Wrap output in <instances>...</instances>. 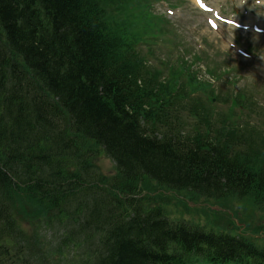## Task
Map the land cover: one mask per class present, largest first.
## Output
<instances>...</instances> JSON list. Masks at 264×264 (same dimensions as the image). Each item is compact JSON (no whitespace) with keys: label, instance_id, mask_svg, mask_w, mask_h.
<instances>
[{"label":"trees","instance_id":"16d2710c","mask_svg":"<svg viewBox=\"0 0 264 264\" xmlns=\"http://www.w3.org/2000/svg\"><path fill=\"white\" fill-rule=\"evenodd\" d=\"M157 1L0 0V264H264L236 225L169 221L154 194L264 211L261 110L154 57L172 31Z\"/></svg>","mask_w":264,"mask_h":264},{"label":"rangeland","instance_id":"374dc122","mask_svg":"<svg viewBox=\"0 0 264 264\" xmlns=\"http://www.w3.org/2000/svg\"><path fill=\"white\" fill-rule=\"evenodd\" d=\"M206 1L217 8L220 14L235 17L243 23L264 25V0H243V3L242 0ZM154 7L158 13H162L171 20L167 27L172 28L170 41L172 37L174 38V44L171 46L167 37H163L156 47L154 57L166 60L170 57L174 59L175 55L179 54L188 57L193 53L197 54L200 61L196 63L194 69L199 77L209 80L214 90L222 94L226 93L225 88L230 93L242 90L252 95L257 103L256 107L261 110L264 117V33L256 34L251 27L241 30L217 21L212 25L209 22L211 13L198 8L194 0H171V5L158 0ZM240 49L245 52V55L239 53ZM156 62L158 61L153 63ZM205 68H212L214 75H205ZM226 106V104L215 103V109L218 111L224 110ZM97 163L102 172L114 173V163L106 155L101 153ZM152 182L155 184L154 181ZM159 193L166 195L162 203L164 212L170 220L178 221L184 217L188 220L198 218L200 224L206 225L205 230L210 228L216 230L219 227L230 233L233 232L235 225L241 224L239 226L243 225V228L246 225V229L242 228L243 232L248 236L257 237L255 245L264 248V211L258 207L253 209L248 201L219 200L215 204L212 199L203 200V197H198L199 205L189 202V206L196 209L186 210L183 208V203L190 201L186 191L158 190L154 192V194ZM209 205L211 209H223L219 213L212 214L206 207ZM203 210L207 212V217L201 213ZM218 217L222 220V225L212 222ZM225 218L227 222H224ZM44 227L39 234L44 238L45 243ZM55 227L56 225H54V231H48L53 244H56L60 234ZM24 228L29 229V226L24 224ZM238 229L242 232V229Z\"/></svg>","mask_w":264,"mask_h":264},{"label":"clouds","instance_id":"9594fccd","mask_svg":"<svg viewBox=\"0 0 264 264\" xmlns=\"http://www.w3.org/2000/svg\"><path fill=\"white\" fill-rule=\"evenodd\" d=\"M242 3H243V0H242Z\"/></svg>","mask_w":264,"mask_h":264}]
</instances>
